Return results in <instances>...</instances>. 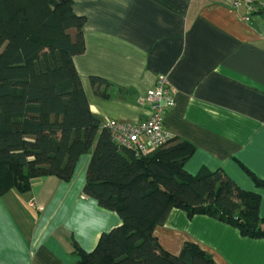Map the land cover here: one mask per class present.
<instances>
[{"label": "crops", "instance_id": "0c3cea01", "mask_svg": "<svg viewBox=\"0 0 264 264\" xmlns=\"http://www.w3.org/2000/svg\"><path fill=\"white\" fill-rule=\"evenodd\" d=\"M248 2L264 7V0L238 7L234 0H74L86 45L74 62L102 124L148 118L140 98L166 75L175 106L164 126L195 146L185 169H219L260 193L264 218V189L253 179L264 181V14L250 13ZM91 157L80 158L70 180L43 176L27 192L0 196V264H79L75 243L91 252L122 224L84 193ZM154 236L173 255L193 242L216 264H264V238L212 216L173 208Z\"/></svg>", "mask_w": 264, "mask_h": 264}, {"label": "trees", "instance_id": "16d2710c", "mask_svg": "<svg viewBox=\"0 0 264 264\" xmlns=\"http://www.w3.org/2000/svg\"><path fill=\"white\" fill-rule=\"evenodd\" d=\"M73 5L0 0V196L27 192L43 176L70 180L80 158L91 153L84 193L116 211L122 224L103 233L91 252L75 243L79 264H216L193 242L178 255L162 248L154 229L173 208L264 238L261 194L240 188L219 169L190 174V142L175 138L137 157L114 141L91 111L75 66L86 45L85 17ZM253 179L264 189L263 180Z\"/></svg>", "mask_w": 264, "mask_h": 264}, {"label": "built area", "instance_id": "2783aa9c", "mask_svg": "<svg viewBox=\"0 0 264 264\" xmlns=\"http://www.w3.org/2000/svg\"><path fill=\"white\" fill-rule=\"evenodd\" d=\"M239 5L240 0H234L233 6ZM247 8L250 13L259 10L250 2L247 3ZM244 19L250 18L246 16ZM140 103L149 106L148 118L130 123L108 118L103 124L110 129L112 138L120 147L132 151L137 157L145 156L175 139L174 134L164 126L165 115L175 106L168 77L159 75L155 86L140 98Z\"/></svg>", "mask_w": 264, "mask_h": 264}]
</instances>
